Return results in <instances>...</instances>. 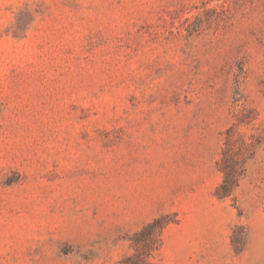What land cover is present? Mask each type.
<instances>
[{
	"label": "rangeland",
	"instance_id": "374dc122",
	"mask_svg": "<svg viewBox=\"0 0 264 264\" xmlns=\"http://www.w3.org/2000/svg\"><path fill=\"white\" fill-rule=\"evenodd\" d=\"M137 250L264 264V0H0V264Z\"/></svg>",
	"mask_w": 264,
	"mask_h": 264
},
{
	"label": "trees",
	"instance_id": "16d2710c",
	"mask_svg": "<svg viewBox=\"0 0 264 264\" xmlns=\"http://www.w3.org/2000/svg\"><path fill=\"white\" fill-rule=\"evenodd\" d=\"M161 219L157 218L153 222H150L147 224L144 229L139 233V235H142L146 233L148 230H152V240L160 241L161 237L158 235H155L153 232L157 226L161 227ZM151 252L150 251H136L133 254L125 256L121 260V264H153L152 260L150 259Z\"/></svg>",
	"mask_w": 264,
	"mask_h": 264
}]
</instances>
